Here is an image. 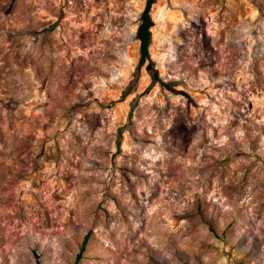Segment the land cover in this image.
I'll return each instance as SVG.
<instances>
[{
	"label": "rangeland",
	"instance_id": "1",
	"mask_svg": "<svg viewBox=\"0 0 264 264\" xmlns=\"http://www.w3.org/2000/svg\"><path fill=\"white\" fill-rule=\"evenodd\" d=\"M144 2L0 0V264H264V0H156L159 81Z\"/></svg>",
	"mask_w": 264,
	"mask_h": 264
},
{
	"label": "trees",
	"instance_id": "2",
	"mask_svg": "<svg viewBox=\"0 0 264 264\" xmlns=\"http://www.w3.org/2000/svg\"><path fill=\"white\" fill-rule=\"evenodd\" d=\"M155 1L156 0H145L144 6H143V8L140 12V15H139L140 21H139V24H138V27L136 30V36H135L139 42V45H138L139 46V59H138V63H137L136 68L139 69L140 66L145 62V60H147L146 69L148 71L152 70L151 77L154 81L155 80L159 81L157 71L152 68V61L149 57V52H148V45L150 42V30H149V28L152 24V21H151L150 15H149V11H150V8ZM163 85L168 86L169 84L163 83ZM128 92L129 91H125L123 95L127 94ZM88 237H89V234L86 233L82 239L81 245L78 249V252L75 255V258H74V261L72 264H77L79 259L81 258L82 252L84 251L85 244L88 240Z\"/></svg>",
	"mask_w": 264,
	"mask_h": 264
}]
</instances>
